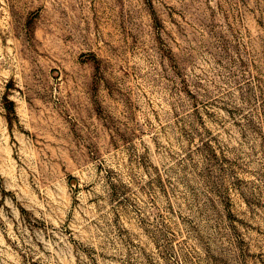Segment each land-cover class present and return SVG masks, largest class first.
Here are the masks:
<instances>
[{"label": "rangeland", "instance_id": "rangeland-1", "mask_svg": "<svg viewBox=\"0 0 264 264\" xmlns=\"http://www.w3.org/2000/svg\"><path fill=\"white\" fill-rule=\"evenodd\" d=\"M0 264H264V0H0Z\"/></svg>", "mask_w": 264, "mask_h": 264}]
</instances>
